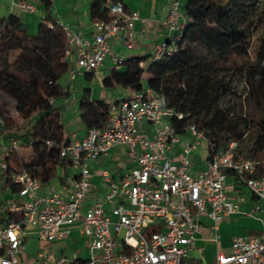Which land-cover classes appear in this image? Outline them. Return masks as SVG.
I'll return each mask as SVG.
<instances>
[{"label":"built area","instance_id":"built-area-1","mask_svg":"<svg viewBox=\"0 0 264 264\" xmlns=\"http://www.w3.org/2000/svg\"><path fill=\"white\" fill-rule=\"evenodd\" d=\"M168 5L167 17L159 22L167 37L154 47V60L177 50L189 19L183 0H168ZM106 6L110 17L92 22L91 37L64 27L67 47L63 59L71 78L98 70L109 60L120 65L124 59L114 51L112 41L126 29L132 47L135 22L151 20L126 9L121 1L109 0ZM21 7L37 10L31 2L21 3ZM1 28L0 24V35ZM187 116L169 107L165 96L149 86L109 103L106 124L87 128L81 139L72 135L61 148L60 156L76 170L67 194L43 193L41 180L27 170L9 174L7 158L21 149V139L10 134L2 147L1 179L5 183L10 177L20 201H0L3 212L16 215L0 224V264H264V237L248 235L235 236L231 251L218 250L212 262L203 257L200 263L193 261V252L201 251L197 240L206 230L204 218L212 221L209 240L218 242L223 220L241 212L239 204L228 197V175L236 186L248 188L263 201L264 175H256L257 160L239 154L236 140L208 155L202 170H194L191 155L208 140L195 123L181 134L170 121L171 117ZM145 122L152 127L151 134L146 132ZM4 126L0 117V133ZM46 143L53 144L51 140ZM115 146H125L126 158L134 165L118 179L109 169H102L99 174L107 188L104 199L88 204L94 175L90 163ZM177 146L181 153L173 156ZM259 208L256 205L247 214ZM74 234L90 241L86 258L80 257L79 250L59 259L49 255L54 249L37 255L28 252L31 235L48 243L65 241Z\"/></svg>","mask_w":264,"mask_h":264},{"label":"trees","instance_id":"trees-1","mask_svg":"<svg viewBox=\"0 0 264 264\" xmlns=\"http://www.w3.org/2000/svg\"><path fill=\"white\" fill-rule=\"evenodd\" d=\"M109 0L91 4L93 21L109 19ZM118 1V0H110ZM189 18L178 39L177 50L154 60L152 55L124 59L103 79V86H121L141 90L147 85L165 96L167 105L188 114L183 119L171 117L176 130L184 134L195 123L205 132L209 157L230 140L240 142L248 132L255 134L251 158L259 162L256 175H264V54L251 51L252 45L264 46V0H185ZM0 91L16 102V113L4 120L0 135L15 134L28 152H13L8 158L9 174L27 170L42 184L54 179L60 168L70 163L60 156L65 137L61 121L67 97L60 79L68 70L63 59L67 36L62 25L53 21L41 24L36 34L17 17L0 19ZM148 61L145 67L142 62ZM244 79L246 95L239 112L221 106V100L234 92L228 73ZM92 78L93 73L88 74ZM247 100V104L245 101ZM80 119L86 128L103 126L109 118V104L91 99L86 90L80 99ZM53 142L52 145L46 143ZM4 189L11 193L18 187L8 176ZM16 215L1 210L0 224Z\"/></svg>","mask_w":264,"mask_h":264},{"label":"crops","instance_id":"crops-1","mask_svg":"<svg viewBox=\"0 0 264 264\" xmlns=\"http://www.w3.org/2000/svg\"><path fill=\"white\" fill-rule=\"evenodd\" d=\"M95 0H0V19L15 16L19 18L28 28L31 34H36L41 24L51 25L53 21L69 29L72 32L78 33L83 37H91L93 34L91 4ZM121 1L125 8L138 12L143 17L151 18L147 23L136 21L133 28V46H128L127 30L120 31L119 36L112 41L114 51L123 59L134 56H150L153 49L159 42L166 39L167 35L164 29L160 26V20L167 17L169 12L168 0H118ZM31 2L36 5V11H26L21 7V3ZM183 10L185 11V0H183ZM145 30H142V29ZM148 61L142 62V66ZM117 67L119 70L122 66H115L111 60L107 61L98 70L93 71V76L90 78L88 74L91 72H83L75 78L70 77L67 72L60 79L61 89L66 92L67 97L57 103L62 106L61 121L64 126L65 137L68 139L72 135L81 139L86 134L87 128L82 123L80 116V99L86 90H89L91 99H100L108 104L118 101L128 96L134 91L131 88H123L115 86L111 89L103 86L104 77L109 72ZM144 87L148 86L146 79L143 81ZM146 132L152 133L153 129L148 124L144 123ZM8 142L7 135H0V151ZM181 153V147L177 146L172 153L177 156ZM209 155V144L205 140L192 153L193 169L202 170L206 165V160ZM134 165V162L126 158V147L115 146L106 155L101 156L97 161L90 163V168L93 170L92 186L89 193L88 204L96 200H103L106 193V184L103 183L99 172L102 169H109L115 178H120ZM76 176V170L71 166L60 168L57 176L50 182L42 184L41 191L50 193L59 191L67 194L71 189L72 179ZM4 184L1 183V191H5L6 198L0 196V201L13 199L20 201L18 191L11 193L9 189H4ZM227 193L228 197L237 202L241 212L232 214L226 217L220 224V237L218 242L209 240V229L212 221L209 218H204L206 230L197 240V245L201 251L193 252V261L200 263L202 257L206 262H212L215 259V254L218 250L226 253L231 251L233 238L235 236H259L264 237V201L257 198L253 193L244 186H236L234 178L231 174L227 177ZM258 205L259 209L253 214H247ZM74 236V235H73ZM78 237V235H75ZM79 238V237H78ZM62 242V241H58ZM86 251V250H85ZM63 253L64 250L62 251ZM87 253V252H86ZM197 256H195V255Z\"/></svg>","mask_w":264,"mask_h":264},{"label":"rangeland","instance_id":"rangeland-1","mask_svg":"<svg viewBox=\"0 0 264 264\" xmlns=\"http://www.w3.org/2000/svg\"><path fill=\"white\" fill-rule=\"evenodd\" d=\"M251 51H260L261 53L264 54V46L262 47H257L256 45H252ZM226 79L232 81L231 83V90L234 92L233 94L229 96H225L221 100V106H229L233 108L236 112H239V106L241 103V100L245 97L246 95V85L244 82V79L239 76V75H232L230 72L226 75ZM247 104V100L245 101ZM16 102L15 100L10 97L8 94L5 92L0 91V113L3 114V116H9L13 115L16 113ZM255 134L253 132H248L243 140L239 144V151L243 156H251V148H252V143L254 139ZM1 148V146H0ZM21 152L27 153L28 148L26 146L21 147ZM3 158V152L0 151V160ZM2 183L1 179V171H0V184ZM0 196L4 199L7 197V194L5 191H1ZM74 236L66 239L65 241L62 242H48L44 243L41 242L36 235H31L28 238V252L32 255H37L38 252H49L50 249H54V251L50 252V256L59 259L65 256H71L73 255L76 251L79 250V254L81 258H86L87 253L85 251V247L89 246L90 241H87L85 238L82 237H77ZM64 250V254L63 251ZM195 255V254H194ZM196 256V255H195ZM197 257V256H196Z\"/></svg>","mask_w":264,"mask_h":264}]
</instances>
